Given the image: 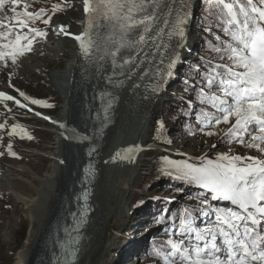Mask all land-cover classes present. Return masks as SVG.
Masks as SVG:
<instances>
[{
    "label": "snow or ice",
    "instance_id": "obj_1",
    "mask_svg": "<svg viewBox=\"0 0 264 264\" xmlns=\"http://www.w3.org/2000/svg\"><path fill=\"white\" fill-rule=\"evenodd\" d=\"M180 2L184 8L182 14L177 13L171 30L165 33L160 28L149 36L166 0H83L88 23L85 32L73 38L80 41L86 55L100 51L112 58L115 67L135 65L137 61L132 56L121 55L120 63L116 58L122 50L139 55L150 41L154 43L164 35L184 38L189 0ZM203 3L214 11L218 26L228 39L215 37L219 45L212 50L224 63L213 64L204 76L207 91L201 89L199 99L215 112L202 110L200 119L204 128L228 125L224 131L226 143L253 149L259 155L220 154L215 161H202L199 167L166 161L190 184L207 190L212 200L227 201L234 207L196 209L204 217H214L206 227L194 226L189 213V218L178 227L181 239L166 242L170 251L163 259L166 264H264V0H203ZM21 4L22 0H0V63L5 67L9 61L18 63L19 58L30 53L37 37H47V31L33 26L37 21L51 24L50 16L44 19L48 15L44 8L28 11L29 2H23V10L18 11ZM61 10L59 3L52 6L53 13ZM94 18L107 23L110 31L93 32L94 27H99L94 26ZM167 26L165 20L164 27ZM59 32L71 35L63 26ZM170 57L166 65L168 77L173 75L178 60L174 52ZM20 95L33 105L52 107L30 99L23 92ZM13 100L20 104L13 96L0 92V103ZM12 134H16V128ZM206 134L216 133L209 130ZM8 147L10 150L11 145ZM125 151L133 153L135 149ZM10 154L15 156L14 152Z\"/></svg>",
    "mask_w": 264,
    "mask_h": 264
},
{
    "label": "rangeland",
    "instance_id": "obj_2",
    "mask_svg": "<svg viewBox=\"0 0 264 264\" xmlns=\"http://www.w3.org/2000/svg\"><path fill=\"white\" fill-rule=\"evenodd\" d=\"M59 1L62 3V5L60 4L62 10L53 13L52 6L54 4H57ZM82 1L83 0H22V4L17 8L18 11L23 10V2H29L30 6L28 8V11H38L40 8H44L48 13V15L44 17V19H48L49 16L53 18L51 19L50 25H46L42 23V21H37L36 24L33 25L34 27L47 31L48 35L46 41L43 38L37 37L34 43L33 50L27 55L19 58L18 63L13 64L11 63V61H9L7 67L0 63V92H4L5 94L11 95L18 100H22L25 106L35 107L40 111V113H43L44 115L55 117L57 119H59V117L61 118V112L63 110L62 107L65 105L66 101L63 99L61 90L58 89V85L61 81L59 73L62 72L65 67L71 62L73 57L72 55H74V53L68 54L67 52L72 49L70 47H66V49L65 47L60 45V42L56 45L52 44L53 42H55L54 37L55 34H57V32L55 31L56 28H60L61 26H63L67 32H71L74 35H78L81 32L80 27L77 26L74 22L85 17L82 7ZM197 2L198 3H196L194 11L191 13L189 21L187 22V31L185 38L189 41V44H191V50H200L199 53L202 56L205 52L199 45V34L192 29L193 23L201 12L203 0H198ZM177 11L182 14L183 8L180 7V4L174 7L172 13L173 19L176 18L178 13ZM211 33L213 34V32ZM215 35L217 36L218 34ZM223 39H225V37H223ZM70 42L73 43V40H71ZM71 46H73V44H71ZM150 47L151 42H149L148 46H146L147 49L144 48V52H147V55L144 54L142 58L137 61V64H135V68L133 69L134 75L126 83L128 85L127 90L124 92L125 94H123L121 108H119L118 110V114L116 116L117 118H115L112 122L113 127L110 125V127H112L113 129L111 128V130H109L105 134V139L107 140L105 144V152L101 162L103 163L104 168H102L101 173H99L100 179L103 180L101 181V185L102 188L105 187L103 189L108 192L106 193L108 199L107 202L112 205L115 204L114 201L116 199V201L118 200L117 203H119V205H115V208L119 210L118 213L120 214L122 212L121 215H124V212H128V225L125 227V229L121 230L119 235H122L125 238L128 236L132 237L124 241L125 245L122 249L109 251V258L114 259L115 264H165L159 262L156 258H142L146 254L151 241L157 239L158 237L164 238L166 240L170 239L171 237H173L172 239L174 240L181 239L179 233L176 232L172 227L164 232L165 228L160 225L159 218H156L157 215H161L162 213V210H159L160 205L162 204L161 202H166L169 204H181L182 206L187 208L192 199L196 207H198L199 209H204L206 211H211V208L230 207L228 203L212 204L209 195L202 197L200 196V194H197L195 192L194 195L196 196H193L191 192H179L177 189L180 188V186L184 187V184H178L172 178L181 179L182 177L175 171L174 167L166 163L167 159H165V157L168 155H165L164 157V155L160 154L161 152H156L154 149L145 150L142 155L140 164L138 165L137 171L136 167L138 162L134 164V168L132 170L130 160L127 158L128 153L125 151L126 149L132 147L135 149L134 152H136L140 148V146L141 148H144L145 146L152 144L154 146L162 147L165 150L175 151L176 153L180 154L181 156L177 158L180 161L179 164L189 163L198 167L202 166V161H206L207 159H212L215 161L217 156L220 154H240L242 156L259 155L257 151L253 149L243 148L235 143L227 145V143L225 142L224 131L227 129L228 125L220 124L216 127L204 128L203 123H201L200 125H198L199 129L197 133L191 135L188 134L181 125L182 120H180V118L175 121L170 119L169 113L165 110H168L169 103L173 102V98L174 96H176L175 91L172 90L173 86L182 85L181 82H183L186 78L187 82H184H189L194 90L197 89V86L195 84V79L192 78V75H200V73L206 75L203 68H199V70L192 69V71L194 72L190 71L192 63L191 65L189 64L190 66H185L186 61H191V55H189L191 51L187 56L185 55V59H180L179 63L173 70V75L169 78L165 87H163L159 92V97L154 104L155 106H153L152 108L155 114L151 118L149 128L146 125V130L145 128L143 130L142 126L144 125V123L142 122V120L144 118L145 108L143 109L142 107L144 106L143 101L142 103H138L137 95L139 96V89L141 88V86H143V75L147 72L148 68H150L148 70L149 73L153 71V69H151L152 59L150 51L152 49H150ZM170 53H172V50H169V53L167 54L168 58L166 61V65L171 58L169 56ZM156 56H158L157 60H159L162 55L158 53ZM196 58L197 57L195 55L192 56V59L196 60ZM209 59H212L211 62L214 64L224 63L214 58ZM196 65L200 66L201 63H196ZM136 69H138V71ZM141 69L143 71H141ZM186 69L188 70L185 72ZM180 72H182V75H180ZM184 74L185 78L180 80L179 78H182ZM153 78L154 76L151 77L149 81L152 82ZM160 78L161 75H158L156 77L152 88L156 87L155 84L158 85V81L160 80ZM132 79H134V81ZM190 87L188 86V89H191ZM200 88L203 90L205 89L203 86H201ZM198 90L200 91L199 88ZM188 91V95L185 94V96H188V100L190 101L191 106L195 108L194 111H198L194 106L195 104H197V102L194 101L196 99L192 98L196 96L195 92H197V90ZM21 92H23L30 99L42 101L46 105H52V107L33 105L30 103V100H25L24 97L20 95ZM183 92V90H180L179 94H183ZM209 107L213 112H215V109L211 108V106ZM8 112L9 113H7V115L9 117L7 116L8 119L6 118L7 124L0 128L4 129V132L6 130V126L8 127L7 130L9 133H12V129L16 128V134L14 135L15 137L22 141L24 145L38 149H41L44 144L54 142L53 134L42 130V128H45L48 130L50 129L52 130V132H54V127L34 121L25 122L24 120H22V115L26 111L15 106L9 107ZM191 117L192 122L198 124L196 118L194 116ZM17 125H19L20 127H17ZM155 127L157 128V132H155L156 134L160 133L161 131L165 133L167 142L164 145H159L154 142L156 140L155 138H152V134L154 133ZM209 130L215 132L216 134L208 136L206 133ZM28 136H31L32 139H28ZM2 138L3 137H1L0 139ZM140 140L143 143L139 146L138 141ZM6 141L7 145H11V149L9 150V145L6 147L4 146V148L1 150V152L4 154L0 155L2 158L8 160L10 159L9 161L15 164L28 163L40 176L43 177L55 171V161L42 156L28 157L24 155L22 151L15 149V143L10 139H7ZM13 152L15 153V156L10 154ZM118 167L122 168L119 169ZM116 170L119 172H117ZM135 171L136 179L134 180L132 186V190H134L130 191L132 195L131 197H128L129 199L127 198L123 201V203H120V192L117 193L112 189L118 190L120 189L119 187L123 189L124 187L128 186L131 175ZM152 176L158 177V182L155 186H150L147 189L144 188L142 186V181H145V177ZM68 181L69 179L65 182V184ZM114 183H116L117 185H114ZM19 186H21L19 188V191H22L25 194L33 191V188L29 185L21 184ZM190 187L191 189H193V191H203L202 188H199L194 184H191ZM187 188L189 187H186V189ZM111 192L115 196L114 200L112 201L109 200ZM133 209L134 211L131 212V210ZM213 218L214 217L203 216L200 217L199 221L194 219V226L206 227L209 225L210 221ZM34 222L35 221L33 219L31 211H27L24 204L18 202L16 196H0L1 264L15 263V258L18 251L25 246L29 236L31 234H34V232L36 231V228H34L33 225H36V223ZM129 240L131 241V243L128 245L127 242Z\"/></svg>",
    "mask_w": 264,
    "mask_h": 264
},
{
    "label": "bare ground",
    "instance_id": "obj_3",
    "mask_svg": "<svg viewBox=\"0 0 264 264\" xmlns=\"http://www.w3.org/2000/svg\"><path fill=\"white\" fill-rule=\"evenodd\" d=\"M192 1L193 0H189V5L187 8V11L189 12L187 22L189 21L191 13L194 11L196 3H198V0H194V2ZM178 4H180L181 8H184V5L180 2V0H175V2H173V0H166V3L160 7L158 12V16L160 17V19L153 27L152 32L148 34L149 36L155 35L157 30L160 28H163L165 33L171 30L172 22L175 20L172 18V13L174 7ZM169 10L171 11L170 15ZM165 20H167L168 22L167 27H164ZM187 22L183 25L185 29V35L187 31ZM74 23L81 29V33H79L78 35H82L86 30L88 16L86 15L85 17H83V19L78 20ZM59 29L60 28L55 29L57 34H55V42H53L52 45H56L60 42L61 46L65 48L70 47L72 49L67 52L68 54L74 53V55L71 54L73 56L71 62L65 67L62 72L59 73L61 81L58 85V89L61 90L63 99L66 101L65 105L62 107L63 110L61 112V118L59 117V119H57L55 117L44 115L43 113H40V111L35 107H21V104L24 105L22 100H19L20 104L15 103V100L0 103V125L5 126L7 124V113H9L8 108L15 106L26 111L22 115V120H24L25 122L34 121L44 125H50L51 127L55 128V130H53L54 132H52V130L50 129L48 130L42 128V130L53 134L54 142L44 144L41 149L24 145L22 141L12 135V133L8 132L7 126L5 132L4 129H0V138L3 137L2 139H0V152L4 148V146L6 147L9 145H7L6 140L10 139L15 143L14 148L22 151L23 154L28 157L42 156L55 161V171L43 177L40 176L28 163L15 164L11 163L9 161L10 159H4L0 156V196H16L18 202L24 204L27 211H31V214L33 215V219L35 221L34 223H36V225L33 224L34 228H36V231L34 232V234H31L29 236L25 246L18 251L14 264H49L48 259L51 248V226L53 222L62 214V206H64V204H61V202L64 196L69 193L67 189L74 188V186L76 185L75 183L77 179H73V177L75 176V171L77 173V169L81 168L83 154L88 149L87 136L82 133L83 129L86 130V127L88 128L87 120H85V115L82 112L83 107L85 106L83 98L84 94H86L87 92L89 94L94 88L93 81H95V77L93 74L96 70H87V66L90 60L86 57V54L81 49L80 41H77L73 38V36L78 35H74L71 32H68L71 35H65L63 33H60ZM185 35L183 39H180L177 36H172L171 38H169L167 35H164L157 39L154 43L150 41V49L152 50L150 51L149 49V51L152 59L151 69H153V71L149 73L148 70L150 68H148L147 72L143 75V86H141L140 89L138 88L140 92L139 96L137 95L138 103H142L143 101L144 106L142 107L143 109L145 108L144 118L142 120V122L144 123V125L142 126L143 130L144 128L145 130L147 127L149 128L151 118L155 114L152 108L153 106H155L154 104L159 97V92L163 87H165L170 78L166 75V61L168 58L167 54L169 53V50H172V53L174 52L178 55L176 65L179 63L180 59H185V55L187 56L191 51V45L185 42ZM71 40H73V43L70 42ZM71 44H73V46H71ZM157 46H159L158 51L156 50ZM145 49L147 48L145 47ZM158 53L162 55L159 60H157L158 56H156ZM144 54L145 52L142 51L139 55L130 56H132L136 61H139ZM134 68L135 65L129 64L128 73H126L122 81L123 88H121L120 91L115 94L114 99L117 100V109L114 113L113 120L117 118L116 116L118 114L119 108H121L123 94H125L124 92L127 90L128 85L126 83L134 75ZM142 69L141 71H143ZM136 70L138 71V69ZM173 70L174 69H172V72ZM158 75H161V78L158 81L159 83L158 85L155 84V88H152V85L154 84L155 79ZM89 76L90 79L88 78ZM153 76L154 78L152 82H150L149 80ZM132 80L134 81V79ZM72 91L74 92V94ZM29 109H32V111H29ZM36 113H40V115H36ZM44 117H47L48 119H45ZM106 140L107 139H104L100 144L99 152L96 156V168L98 173H101L102 168H104V165L101 162L105 152ZM138 142L139 146L143 143L141 140ZM148 149H154L156 152H161L160 154L164 155V157L165 155H168L165 157V159L175 161L178 164L180 163V161L177 159L181 156L180 154L176 153L175 151L165 150L162 147L154 146L151 144L145 146L144 148H141L140 146V148L134 153H128L127 158L130 160L132 170L134 168V164L138 162L136 167L137 171L142 155L145 150ZM162 152H164L165 154ZM136 171L131 175L130 182L128 186H126L127 190L126 187H124L123 189L119 187L120 189L118 190L112 189L117 193H122H119L120 203H123L125 199L131 197L132 193L130 191L134 190H132V186L134 180L136 179ZM68 179L69 181L65 184ZM101 181L103 180L100 179L99 175V179L97 180L94 188L93 201L91 203V208L94 209L95 213L85 231L81 261L78 264H115L114 259L109 258V251L122 249L125 245L124 241H126V239L128 238H132L129 236L125 238L122 235H119L121 230L125 229V227L128 225L129 216L127 215V212H124V215H121L122 212L120 214L118 213L119 210L115 208V205H119V203H117L118 200L116 201L115 199V204L112 205L107 202L108 199L106 193L108 192L103 189L105 187L102 188ZM116 183H114V185H117ZM21 184L29 185L33 188V191L29 193L26 191L28 194H25L22 191L20 192L19 188L21 186L19 185ZM114 198L115 196L111 192L109 200L112 201L114 200ZM130 243L131 241L129 240L127 244L129 245Z\"/></svg>",
    "mask_w": 264,
    "mask_h": 264
},
{
    "label": "water",
    "instance_id": "obj_4",
    "mask_svg": "<svg viewBox=\"0 0 264 264\" xmlns=\"http://www.w3.org/2000/svg\"><path fill=\"white\" fill-rule=\"evenodd\" d=\"M93 24L94 26L99 24L98 28L94 27L92 29L93 32L108 33L110 31L109 26L98 18L93 19ZM185 42L189 43L187 39H185ZM121 55L130 56L133 53L128 50H122L121 54L116 58L117 63L121 62ZM101 56H103V59L99 58ZM86 57L90 60L87 70H96L93 74L95 77V81H93L94 88L89 94L88 92L84 94L83 98L88 128L86 127V130L83 129L82 133L89 137L88 149L83 154L81 168L77 169L78 171L73 177V179H77L74 186L76 192L74 195L72 193L69 194V197L65 195L61 202V204H68L71 201L75 202L69 212V215L73 213L75 218L84 216L87 213L91 191L96 185L94 178L96 156L106 131L112 125L113 116L117 109V100L114 99L115 94L122 88L123 84L121 81L129 69V64L123 68L115 67L112 63V58L100 51H93ZM88 78L90 79V76ZM71 189L67 190L71 191ZM62 241V238H57L51 243L49 264H60L61 250L57 249V245L62 244Z\"/></svg>",
    "mask_w": 264,
    "mask_h": 264
},
{
    "label": "trees",
    "instance_id": "obj_5",
    "mask_svg": "<svg viewBox=\"0 0 264 264\" xmlns=\"http://www.w3.org/2000/svg\"><path fill=\"white\" fill-rule=\"evenodd\" d=\"M58 3L62 5L60 1ZM52 18L53 17H51V19ZM218 24H219V21L217 19L216 14H214V11L210 10L208 5L203 3L201 12L197 16L196 22L194 24V31L199 34L198 42L202 50H204L205 52L203 53V57H205L208 60L209 58H214V59L219 60L218 54L212 50L214 46L219 45V41L216 40L215 34H218L219 36H224ZM211 32H213V34ZM43 39L46 41L47 37ZM227 39L228 38L225 37V39L223 40H227ZM209 61H206L204 63L207 71L209 67L213 65V63H210ZM219 61L224 62L221 60ZM192 77L195 79V81L198 83L199 86L201 85L204 86L205 81H204L203 75L196 74L195 76L192 75ZM181 84L182 85H179V86H176V85L173 86L172 90L175 91L176 96H174L173 98L174 101L169 103L168 110H165V111L169 113V117L173 121L180 118V120H182L181 125L186 130V132L193 135L197 133L199 129L198 125L202 123L200 119L201 111L202 110L204 112H213V111L209 107L211 105L201 103L199 99L200 91H198L197 89L193 90L192 87H190L191 89H188V85L184 83H181ZM180 90L184 91L183 94H179ZM188 90H192V91L197 90V92H195L196 96L192 98H195L199 102V107L197 108L198 111L193 110V106H191L190 101L188 100V96H185V94L188 95L189 93ZM191 116H194L196 118V120L198 121V124L197 123L195 124L192 122ZM155 132H157L156 127L154 128V133L152 134V138H155L156 140L155 143L159 145H162V144L164 145L167 142V137L165 133L161 131L160 133L156 134ZM227 145L229 144L227 143ZM172 179L176 181L178 184H184V187L180 186V188L177 189L179 192H183V191L191 192L193 196H196L194 195V192L197 194H200V196L202 197L206 195L204 191H193V189H191L190 187L191 184L185 179H182V178L181 179L172 178ZM144 180L145 181H142L143 183L142 186L147 189L150 186L156 185V183L158 182V177H155V176L145 177ZM186 187H189V188L186 189ZM161 203L162 204L160 205V209L164 211L163 213H161V215H157L156 218H159L160 225H162L165 228L164 232H166V230H168L170 227H172L176 232H178V227L181 223L180 220L188 219L189 213H191V217H193L197 221H199L200 219L201 213L199 211H195L196 209H199V208L195 206V203L192 199L187 208L182 206L181 204H175V203L169 204L166 202H161ZM169 208L171 209H170L169 215L167 216V212ZM132 211H134V209L131 210V212ZM172 238L173 237H171L170 239ZM170 239L166 240L164 238L158 237L157 239L152 240L146 254L142 258L144 259L156 258L159 262L166 264L163 257L167 255L168 252L170 251V247L166 244V242Z\"/></svg>",
    "mask_w": 264,
    "mask_h": 264
}]
</instances>
